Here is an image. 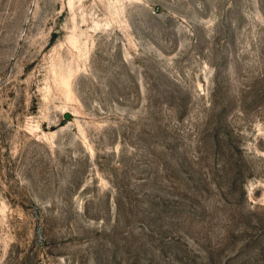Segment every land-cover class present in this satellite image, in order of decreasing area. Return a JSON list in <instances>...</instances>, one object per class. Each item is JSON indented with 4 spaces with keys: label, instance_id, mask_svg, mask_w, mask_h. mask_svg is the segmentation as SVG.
I'll use <instances>...</instances> for the list:
<instances>
[{
    "label": "rangeland",
    "instance_id": "obj_1",
    "mask_svg": "<svg viewBox=\"0 0 264 264\" xmlns=\"http://www.w3.org/2000/svg\"><path fill=\"white\" fill-rule=\"evenodd\" d=\"M0 264H264V0H0Z\"/></svg>",
    "mask_w": 264,
    "mask_h": 264
}]
</instances>
